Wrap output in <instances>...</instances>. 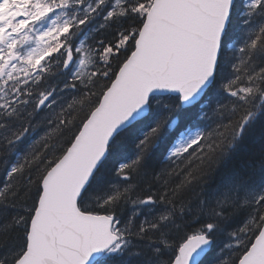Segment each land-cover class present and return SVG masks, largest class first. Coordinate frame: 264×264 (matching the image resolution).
<instances>
[{"label": "snow or ice", "instance_id": "6c2138e0", "mask_svg": "<svg viewBox=\"0 0 264 264\" xmlns=\"http://www.w3.org/2000/svg\"><path fill=\"white\" fill-rule=\"evenodd\" d=\"M0 264H264V0H0Z\"/></svg>", "mask_w": 264, "mask_h": 264}]
</instances>
